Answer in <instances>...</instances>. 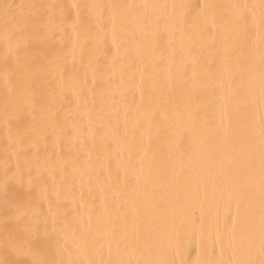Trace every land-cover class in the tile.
I'll use <instances>...</instances> for the list:
<instances>
[{"label":"snow or ice","instance_id":"obj_1","mask_svg":"<svg viewBox=\"0 0 264 264\" xmlns=\"http://www.w3.org/2000/svg\"><path fill=\"white\" fill-rule=\"evenodd\" d=\"M0 264H264V0H0Z\"/></svg>","mask_w":264,"mask_h":264},{"label":"bare ground","instance_id":"obj_2","mask_svg":"<svg viewBox=\"0 0 264 264\" xmlns=\"http://www.w3.org/2000/svg\"><path fill=\"white\" fill-rule=\"evenodd\" d=\"M111 2V0H109ZM128 2H136V3H141V2H153V0H128ZM156 2H167V3H178L180 0H156ZM200 3H203L204 0H199ZM211 2H229V0H211ZM192 259H196V256H193Z\"/></svg>","mask_w":264,"mask_h":264}]
</instances>
